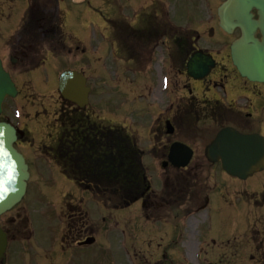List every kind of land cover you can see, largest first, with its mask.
<instances>
[{
	"label": "flooded vegetation",
	"instance_id": "flooded-vegetation-1",
	"mask_svg": "<svg viewBox=\"0 0 264 264\" xmlns=\"http://www.w3.org/2000/svg\"><path fill=\"white\" fill-rule=\"evenodd\" d=\"M161 5L159 0H149L147 9L140 8L141 13L155 12L156 8ZM56 6L51 4V0H0V60L4 68L13 77L21 79V83L17 87H48L47 79L44 83H33L36 76L49 75L58 72V67L48 61L54 59L72 60L74 57L73 51L79 50V46H74V41L71 37L63 36L60 26V21L57 19ZM165 15V14H164ZM150 17V18H149ZM153 16L148 15L147 18L139 19V24H150L153 21ZM215 27L210 29V38H214ZM142 33V31H141ZM182 34L180 37V49L178 54L172 56L171 68L176 71H181L184 63L181 64L180 56H184L192 51H203L204 54L214 55L200 44L201 35L197 31L191 29H184L179 31ZM139 43V42H138ZM144 45L143 42H140ZM139 43V44H140ZM220 45L223 44V39H219ZM181 51V52H180ZM84 53V51H82ZM215 58V57H214ZM226 63H219L216 61L214 80L205 79L204 82L194 81L190 78L186 79L189 87L193 84H200L203 86L214 85V87L225 88L227 84L232 82V88L236 91V98L233 100H190L196 108H201L205 105L204 110L200 109L192 111L190 119L194 120L195 126L191 127V133L185 139V144L192 150V158L186 169L171 171L167 167V178L169 195L167 200L171 206V213L175 215V204L177 199L195 200L197 203H203V207H215L216 198L212 201L209 195L214 191L210 188L206 192V187L201 185H194L190 180L197 178L198 173L220 172L221 167L218 163H209L204 157V149L213 139L217 127H231L244 134H258L264 138V85L250 83L241 79L229 59ZM185 67L181 74L185 75ZM213 70V71H214ZM220 78L218 79V77ZM30 77L31 79H28ZM199 82V83H198ZM208 90V89H207ZM191 93V91H189ZM49 107L53 105L48 104ZM34 125L39 123L40 114H46L43 101H33L31 103ZM57 110L55 114L49 118L44 119V127L49 129V133L38 136V141L31 137L33 129L20 130L18 132V141L16 147L23 153L29 170L32 165L40 161L41 155H48L51 161L55 162L57 169L60 171L59 177H64V183L72 184L77 190L82 189L88 193H92L95 197V186L101 182L95 180L97 175L95 169H92V161L94 155L91 153L90 145L92 144V137L90 132L91 126L89 121L79 123L77 127L70 126L67 120L68 131L61 134L59 131L60 119L58 102L55 103ZM198 113H205L206 115H198ZM211 119L215 124L205 125L201 124L199 119ZM42 120V121H44ZM70 120V119H69ZM77 136L71 134L73 130H79ZM176 126L174 127V131ZM35 131V130H34ZM177 131V130H176ZM79 147V148H78ZM106 158V156H104ZM108 160H104L107 163ZM91 163V164H90ZM38 165V164H37ZM166 169V170H167ZM102 173V174H101ZM179 173V174H178ZM181 177L184 181L185 187H176L175 177ZM98 175L106 176V170L100 169ZM60 180V179H59ZM256 186L264 187V176H258L255 179ZM149 185L146 183V189L141 193L140 203L146 205L149 202L164 203L165 199L158 196L151 198L149 196ZM206 192V193H205ZM179 194V195H178ZM89 197L87 201L85 197H70L63 202L65 209L64 219L68 220V236L74 243H76L77 250L74 252H81L95 246H85L82 242L92 236L93 228L89 221ZM253 203L262 205L264 209V196L259 200H254ZM184 206V205H183ZM201 206V207H202ZM153 207V206H152ZM199 205L195 207L198 209ZM204 208V209H205ZM187 211H183L185 214ZM63 213V211H62ZM153 214L152 212H146ZM258 214H264L257 212ZM257 213H251L249 216V224H251L250 231L246 236L255 245L259 238L264 235V217L258 216ZM246 220V217L244 218ZM219 225V224H218ZM240 230L239 221L234 224L232 228H218L216 234L210 238V243L207 245L210 248L206 249V253L218 252L214 261L216 264H239L238 260L226 259L229 256L224 254V251L234 253L239 251V239L234 237ZM246 230V229H245ZM205 235V233L203 234ZM232 237V238H231ZM231 238V239H229ZM204 244H207V239H203ZM225 244V245H224ZM262 245V243H260ZM73 247V245L68 246ZM225 247H230L226 250ZM224 248V251H223ZM67 250L62 248L59 256H63ZM94 251V250H93ZM264 253V251H263ZM60 262V261H59ZM57 264L53 261H45V264ZM64 263V261L62 262ZM72 264H92V262L81 261L79 259L69 261Z\"/></svg>",
	"mask_w": 264,
	"mask_h": 264
},
{
	"label": "rangeland",
	"instance_id": "rangeland-1",
	"mask_svg": "<svg viewBox=\"0 0 264 264\" xmlns=\"http://www.w3.org/2000/svg\"><path fill=\"white\" fill-rule=\"evenodd\" d=\"M91 1V6L92 8L95 9V18L98 21H102L103 19H105L108 16V8L107 6L102 2V0H88ZM122 0H116L117 3H120ZM149 0H136V1H132L130 4L133 5H138L142 3V6L148 4ZM163 1V0H161ZM221 0H213V4L217 2L220 3ZM182 3H185V1H181ZM200 3L198 4H202V3H206V0H202V1H198ZM165 4H167L166 2H164ZM171 3V1H170ZM176 3H180L177 2ZM129 4V3H128ZM216 4V5H217ZM215 5V6H216ZM172 7H174V3L171 4ZM208 6V5H207ZM213 6V7H215ZM72 11L76 12V25L79 27L83 22L87 21V18L84 15V11L87 8V3L81 4L77 7L71 6ZM131 8L133 9L134 12H136V8L134 6H131ZM211 8L208 6L206 11L207 14L209 13L208 10H210ZM180 11H183L182 9V5L179 9ZM171 11V10H170ZM137 14V12H136ZM175 12L171 11V14H169V17L171 18L172 16H174ZM206 12L203 11V17L206 18ZM192 16H194V13H191ZM112 17L115 18H119L120 15L119 13H113ZM116 21V20H115ZM97 23V22H96ZM95 23V24H96ZM198 22H194L192 24H190V27H194ZM97 26V25H96ZM91 42L92 44H94V46L96 47L97 45H103L104 44V38H103V34L101 31H94V34L91 37ZM156 46H160V43L158 42L156 44ZM108 51L111 52V49L108 48ZM159 51V50H158ZM89 53V61L86 62L85 64H81L79 65L80 68H82L84 70V72L87 74L88 80L90 82V84L94 87V85L96 86V92L98 87H103V96L105 98H109L110 100H105L108 103L107 107L112 113H108V112H100L99 111V107L96 103H93L91 109L94 112V116L103 120H108L111 119V124L115 125V126H131V130L132 133L134 135V133L136 132V129L138 130V126H137V122H135L133 120V118L131 116L133 115H129L132 109H129V111L127 112V114L120 115L125 113V110L122 109L121 107H126L128 108V102H123L121 99L118 100L117 98L113 97V94L119 95L122 92L128 93L130 95V98H135V104H137L136 107H134L133 109H137L139 108L138 105H141L142 107V111L144 114H152L153 111L151 110V108L157 109L158 108V113L160 111H163V117H167L168 119L171 120V113H167L165 114L164 110L162 108H164V103L169 100L171 101V71L168 72V70H163L161 71V69H155V74H151L152 72L148 73L146 76H140V75H129L126 74L124 72H122V70L124 71V66L121 65V63H117V67H118V73L115 74V70L114 68L112 69V66L114 65L113 60H112V55L111 54H107L106 51L103 53L101 52L99 56L95 57L96 60V65H97V72H99V68L103 67V66H108L107 70L103 71V76H101L98 73H95V64H94V60H93V55L91 56V51L88 52ZM102 58V61H97L98 59ZM158 60V61H157ZM166 60L165 59H155L154 63L158 64V66L161 67H166ZM157 68V67H156ZM168 69V66L166 67ZM90 69V71H89ZM153 69V70H154ZM166 76L169 79V90L164 93L161 94V96L157 97L155 100L156 102L153 101V106L154 107H150V109L146 108V103L145 101H140L141 104H139V100L141 98L142 95H145V98L147 97L148 99L152 100V95L154 93V91L156 90V88L159 87L160 85V79L162 77ZM156 81V82H155ZM155 83V86H154ZM181 83L178 84V87H181ZM153 87V89L148 90V87ZM117 87V88H115ZM110 90L112 91V96L110 93ZM119 90V91H117ZM146 98V100H147ZM94 101L96 102L97 100V96L94 97ZM126 100V99H124ZM161 107V108H160ZM104 108V107H102ZM106 109V108H104ZM115 113V114H114ZM136 115V114H135ZM134 115V116H135ZM170 115V116H169ZM136 119L141 120L142 119V115L139 114L137 116H135ZM145 118H149L147 116H145ZM131 123V125H130ZM147 125V121L145 123ZM146 128H142V130L144 131V136L147 135V131ZM153 131L157 132L158 130L155 128L153 129ZM47 179H49V173H47ZM247 185L244 187V185H242L240 183V193L244 196L247 195L246 192L250 190V188H247ZM233 187V188H232ZM235 188V189H234ZM242 188V189H241ZM237 189V186H231L230 187V191H233V196H235V191ZM50 193H51V189L50 187L42 184L41 182H34L31 184L30 188L28 189V194H27V198L29 200V213H30V219L32 224L34 225V229L36 231V236L37 237H42L43 235L45 236V234L43 233H48L46 235L47 238L44 237V241L46 244H48L49 242H51V238L53 236V234L55 233L56 230V220H57V214L54 213L52 211V209L48 208L47 206L51 203L50 200ZM56 198L58 201H60V196L58 194H56ZM39 200H41V202L39 203ZM234 201V198H233ZM245 202H247V197L245 198V200L243 201V199L239 198L238 201V205H239V211L240 214L241 213H245L246 211H248L247 206L245 204ZM242 204V205H241ZM98 210V207H96V212ZM15 212H17L16 217L18 216V218H16V223L15 226L18 228H23L24 224H26V216L25 213L22 212V208L18 207V209L14 210ZM133 210H131L132 212ZM135 211V210H134ZM114 211H109L108 213L103 214V212L101 213V215L107 219L110 220L109 223V229L107 230V236L109 239V244L106 245L107 249L109 250V261L110 262H120L121 259V253L117 250V248H120V241L116 238L117 235H120L122 232V229L120 228V224H119V220L118 218L120 217V215L116 216L117 214L113 213ZM225 214V213H224ZM228 214H231V212H229ZM132 215V217L135 216V214H130ZM226 215V214H225ZM13 216L12 213L10 214H6L5 216L0 217V227L3 228V226L6 225V221L11 218ZM118 217V218H117ZM95 221V220H94ZM190 221V219L187 221V223L185 224V228H188V222ZM100 223V221H99ZM194 226V224H193ZM221 228H224V225H221ZM43 230V231H41ZM201 232L206 233L209 237H212L214 234H216V229L214 226H202L200 229ZM200 231H198L197 235V241L200 242L201 239L199 238L200 235ZM32 242L33 240L36 242V238H35V234L34 231H32ZM205 234V235H206ZM97 235V234H96ZM171 235V221L169 222V224H165V225H161V224H154L152 225V222L150 223H143L140 232H136V230L128 237L129 241H134L135 240V244L132 246L133 250H130V257H127V262H124V264H152L153 262H155L157 255H159L160 250H158L156 248V243L152 245V247H148V241L149 240H154L155 242L158 241V238H163L164 241L167 240V236ZM102 237V236H101ZM157 238V239H156ZM57 239L56 236L53 237V242H55ZM152 240V241H153ZM175 241H178L177 244L173 245V248H178L180 247V244L182 241H180V234L177 232L174 239ZM194 240H196V237L194 238ZM57 242H61L60 239H58L56 241ZM167 241H165L164 243L166 244ZM37 243V242H36ZM40 243H37L38 246L33 245V247H31V252H27L30 254L31 259H41L40 258V249L39 247L42 246V240L40 238ZM104 243L106 244V238L104 240ZM154 243V242H153ZM159 243V242H158ZM161 243V242H160ZM18 244L21 245H28L27 243L24 242H19ZM35 244V243H33ZM44 244V243H43ZM246 245V250L248 251L249 254L253 255V251L255 255L259 256L256 259L251 260L250 258H248V256L245 257V264H264V253L263 251L258 252V249L254 247V245L249 241L247 243H245ZM135 249V250H134ZM224 251V248H223ZM21 254H19L18 256V260L19 258L24 259L26 257L25 255V251L24 248L21 247ZM190 252H188L189 254ZM224 253H228L227 251H224ZM169 254V259H171V249L168 252ZM212 256L215 258L218 254V252H213L211 253ZM243 252H242V248H240V253L238 255V253H234V257L235 258H239V261H241L242 257H243ZM185 263L184 264H195L193 261V259H191L190 254L187 256V258H185ZM22 264V263H19ZM169 264V263H166ZM175 264H179L178 262H175ZM202 264V263H201Z\"/></svg>",
	"mask_w": 264,
	"mask_h": 264
},
{
	"label": "water",
	"instance_id": "water-1",
	"mask_svg": "<svg viewBox=\"0 0 264 264\" xmlns=\"http://www.w3.org/2000/svg\"><path fill=\"white\" fill-rule=\"evenodd\" d=\"M240 2L244 5L243 9H237L231 12L235 3ZM251 8H256L259 11L261 17V24H257L252 20L250 14ZM220 26L227 32L235 27L240 28L241 38L235 42L232 46L233 57L235 64L240 71L241 75L246 76L251 80L264 81V37L262 43L258 42L255 37V30L262 27L264 29V0H228L224 8L220 10ZM228 13V15L226 14ZM264 36V32H263ZM64 83V82H63ZM14 90L7 77L0 67V104L6 95H12ZM224 140V138H222ZM2 142V140H1ZM235 149L225 157L223 161H227L225 165L226 172L229 175L236 176L240 179H245L248 174L251 173L250 166L255 162V158H258L259 149H255V158L251 151L249 138H241L237 136L234 140ZM2 148V145H0ZM17 160L16 165H13L9 172V178L3 179L0 177V213L10 208L16 203L22 193L24 184L21 179L24 178V166L21 164L18 156H14ZM223 159V158H222ZM0 166L7 167L6 164ZM3 169H0V176H5ZM5 170V169H4ZM7 171L9 169H6ZM5 245V238L0 232V246Z\"/></svg>",
	"mask_w": 264,
	"mask_h": 264
}]
</instances>
